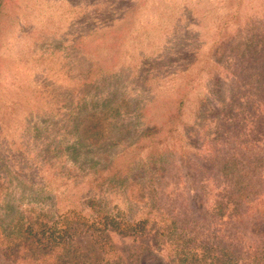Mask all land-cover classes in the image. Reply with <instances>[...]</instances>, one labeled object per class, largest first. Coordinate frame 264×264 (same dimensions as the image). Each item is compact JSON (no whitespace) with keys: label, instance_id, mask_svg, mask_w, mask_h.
Wrapping results in <instances>:
<instances>
[{"label":"rangeland","instance_id":"obj_1","mask_svg":"<svg viewBox=\"0 0 264 264\" xmlns=\"http://www.w3.org/2000/svg\"><path fill=\"white\" fill-rule=\"evenodd\" d=\"M5 1L0 28V264H14L4 248L9 242L19 246L21 217L51 226L66 216L81 226L94 221L86 206L89 199L135 228L126 237L105 232L112 247L105 252L116 253L118 264H145L148 258L153 264H210L203 252L222 249L215 239L206 243L216 216L213 209L204 208L206 214L194 209L197 185L191 182L196 173L210 176L215 193L206 200L218 201L220 191L237 190L232 175L251 170L237 165L229 172L225 164L242 160L264 170V0ZM221 39L222 50H215ZM215 73L218 81L212 78ZM177 98L184 100L183 112L172 137L133 150L142 128L160 127ZM104 115L98 145L78 139V122ZM164 137L159 133L156 138ZM125 150L140 160L166 150L167 163L174 165L169 176L181 172L186 184L173 200L192 212H178L176 225L171 224L170 187L163 189L160 210L147 196L144 202L137 197L138 187L125 194L117 187L100 193L108 173L105 156L119 158ZM194 154L202 159L197 168L191 164ZM125 165L122 158L113 168ZM100 169L102 177L97 176ZM138 176L131 174L135 181ZM256 206L242 222L237 218L233 223V231L243 230L234 235L243 241L241 250L248 246L253 256L240 264H264V199ZM144 218H149L147 224L137 230ZM187 227L179 235L178 228ZM79 236L73 234V241H81ZM187 240L193 241L190 247ZM196 246L193 260L187 250ZM149 249L151 256L145 254Z\"/></svg>","mask_w":264,"mask_h":264},{"label":"trees","instance_id":"obj_2","mask_svg":"<svg viewBox=\"0 0 264 264\" xmlns=\"http://www.w3.org/2000/svg\"><path fill=\"white\" fill-rule=\"evenodd\" d=\"M6 3L5 0H0V28L6 18ZM224 43L225 42L222 39L216 40L215 50L222 48ZM212 78L213 80L216 78L215 81L220 79L219 74L217 73L213 74ZM183 102L184 100L182 98L176 99L177 104L175 107L164 113L163 123H161L160 127H158L159 125L156 126V124H153V126L145 125L135 138L136 148L133 150L136 151L150 147L152 142L157 143V145H162L167 140L166 137H168V135H171L170 137H172L173 132L177 131L176 125L173 124L175 122L177 123L182 116ZM105 118L106 115L101 118L92 117L88 120L84 119L78 122L75 125L80 135V138L78 139H85V141H88L89 145L92 147L98 145V139L103 138ZM159 133L165 134L163 139L160 138L161 140H157L159 138H156ZM127 149L131 151V148ZM128 150L121 153L119 158L110 159L108 156V158L105 156V163H109L107 167H105V170H107L108 173L105 174L103 178L104 169L97 170V176L102 177L100 193L103 194L104 191L108 193L114 192L112 189L117 187V191L125 194L130 191L133 192V190L138 187L136 190L137 197L144 202L146 200L145 197L147 196L149 201H151L152 206L160 210L163 207V204H165L161 201L163 189L170 187L171 189L168 190L169 195L167 201L169 199L172 206L170 209V213L172 214L171 224L176 225L178 212H192L193 208H191V211L186 207L181 209L183 203L178 205L176 200H173V197L178 194L177 192H180V190H178L181 188L180 185L183 184L184 186L186 184L185 181H182L181 172L169 176V172L174 169V165L171 161L167 163L166 150H163V152L158 154L157 157L145 155L142 160L135 159L132 155L129 156L130 151ZM193 156L194 158L192 159L193 162H191V164L197 168V162H202V159H198V154H194ZM127 157H130V159H126ZM122 158L125 159L126 165L123 166L121 170L113 168L114 164ZM148 161L152 162L153 166L151 168L148 167V165H150L147 164ZM237 165H239L238 168ZM245 166L248 167L249 170L251 168L253 173H251L250 170L248 175H244L243 173L232 175L230 178L232 181L231 185L237 183V190L233 191L231 189L222 190V192L220 191L219 194L223 195V197L218 201L210 200V202H208V200H206L208 194L213 195L215 193L211 180L212 178L210 176L201 178L200 174L196 173L192 178L193 181L191 183L197 185L195 191L191 189L196 195H194L193 198L197 199V202L194 203V209L198 212H204V208L205 212L213 209L214 211L212 212H214L216 216L213 231H211V234L206 238V240H208L206 243H210L209 241L211 239H215L217 241H214V243H216L218 248L221 247L222 249L215 250L214 252L209 250L208 253H206V250L203 252L202 257L208 259L210 264H240L242 259H247V261L253 259V256L250 253L251 250H249L250 248L248 246L245 247L244 250H241L242 248L239 244L243 241L234 235H241L243 230L233 231V223L237 218H241V221L239 222H242V220L245 219L253 209H256L259 199H264V195H260L259 197V194L264 191V170L260 169L259 171V168H252V166L250 167L242 160L239 162H228L225 164V169L226 171L231 172L232 170L230 169L232 168L242 170ZM136 172L141 173L142 177H139V175L136 177L135 181L131 178V174ZM130 179H132L131 182ZM206 180H210V184H208ZM189 181H191V178ZM230 191L233 192L231 195L234 196L227 197V194ZM185 195L187 198L190 196L189 192H186ZM86 206L94 212L95 217L94 221H91L90 223L84 221L81 226L75 225L74 222L70 223L66 220V216L65 219L64 216H62V219L58 220V222H54L51 226H48L33 217H21V240L18 242L19 246H11L9 242L10 246L4 248L5 253L12 258L14 264H118L121 259L114 256L116 253L111 254V257V255L108 256L107 252H105V248L108 245L109 247L107 248H111L112 250L105 232L109 229L126 237V232L129 230L134 232L135 228H131L129 222L117 221L115 219L116 217L112 216L105 209V204L103 206L99 205L98 200L89 199L86 202ZM193 215L195 217V213ZM148 219L144 218L142 221L137 222L135 225L138 226L137 230L141 228V225L147 224ZM218 219L219 222L216 226L215 223ZM195 220L201 219L195 217ZM191 222H194L195 224L198 223V221L193 220H191ZM178 230L180 231L179 235H184V231L187 232L189 227L185 230L178 228ZM77 233L81 235L79 236L82 237L81 241H77L76 238L73 241L72 235ZM132 234H136V232ZM192 242V240H187L184 244L190 247ZM155 244L160 250L161 245L159 242H156ZM163 246L165 248L167 245L163 244ZM197 246L188 248L187 250V254H189L193 260L196 259L195 249H197ZM87 249H89L88 255V252L86 251ZM151 250H146L145 254L151 256ZM145 264L153 263H151V259L148 258L145 261Z\"/></svg>","mask_w":264,"mask_h":264}]
</instances>
